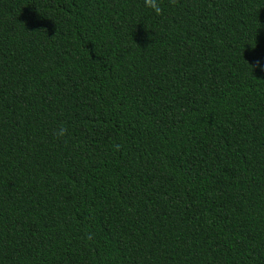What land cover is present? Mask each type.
<instances>
[{
  "label": "trees",
  "instance_id": "1",
  "mask_svg": "<svg viewBox=\"0 0 264 264\" xmlns=\"http://www.w3.org/2000/svg\"><path fill=\"white\" fill-rule=\"evenodd\" d=\"M160 2L0 0V264H264V0Z\"/></svg>",
  "mask_w": 264,
  "mask_h": 264
},
{
  "label": "clouds",
  "instance_id": "2",
  "mask_svg": "<svg viewBox=\"0 0 264 264\" xmlns=\"http://www.w3.org/2000/svg\"><path fill=\"white\" fill-rule=\"evenodd\" d=\"M172 2L175 3L176 0H172ZM144 6L146 8L151 9V11L157 16L163 13L160 0H144ZM54 135L57 138L62 139L67 135V129L63 125H61L60 127H58V129H56V131L54 132Z\"/></svg>",
  "mask_w": 264,
  "mask_h": 264
}]
</instances>
